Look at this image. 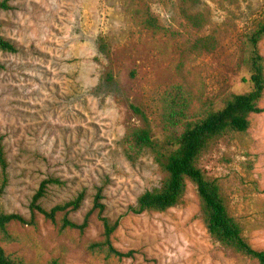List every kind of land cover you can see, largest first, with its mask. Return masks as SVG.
I'll return each mask as SVG.
<instances>
[{"label":"rangeland","instance_id":"rangeland-1","mask_svg":"<svg viewBox=\"0 0 264 264\" xmlns=\"http://www.w3.org/2000/svg\"><path fill=\"white\" fill-rule=\"evenodd\" d=\"M6 1L11 9H0V36L19 52H0V136L9 161L0 212L30 221L33 197L49 178L59 183L48 185L45 209L84 199L54 220L35 210L34 224L12 222L0 247L30 264H260L210 237L190 181L178 206L134 214L163 174L149 151L129 161L122 141L142 125L131 105L147 111L163 140L158 116L173 86L192 92L193 110L249 92L248 34L264 16V0H198V23L179 13L178 0ZM148 16L155 24L144 21ZM101 37L108 55L98 50ZM260 51L264 57V41ZM106 72L116 83L105 82ZM259 107L249 130L225 136L199 167L220 184L248 243L264 251V95ZM99 187L104 216L119 222L113 244L129 258L89 250L103 239L98 211L84 231L62 228L66 216L83 223Z\"/></svg>","mask_w":264,"mask_h":264},{"label":"trees","instance_id":"trees-1","mask_svg":"<svg viewBox=\"0 0 264 264\" xmlns=\"http://www.w3.org/2000/svg\"><path fill=\"white\" fill-rule=\"evenodd\" d=\"M198 0H178L179 13L189 22L198 23L201 14L195 8ZM0 9L9 10L11 6L6 0L0 2ZM144 21L155 24L148 16ZM155 26V25H153ZM264 41V16L248 34L247 66L252 89L242 94L229 93L221 98V104L215 107L213 103L203 104L193 110L194 95L182 85L173 86L166 92L158 116V127L163 133V140L156 138L151 127L147 111L136 105H131L133 114L142 121V125L127 131L122 141L124 156L131 162L138 159L145 151H149L155 163L163 174V179L157 188L144 192L137 200L132 212L140 215L146 212H166L178 206L186 192L187 182L190 181L197 189L200 199L201 213L204 225L210 237L220 245L264 264V251L253 248L243 235L239 222L229 212L220 184L199 167V159L209 152L221 139L229 134H243L250 128V118L253 114L262 112L259 107L264 95V57L260 45ZM98 50L108 55L109 46L101 37ZM0 52L18 53V46L11 40L0 36ZM2 66L0 65V68ZM105 82L116 83L112 72H106ZM9 161L0 136V198L9 185ZM59 183L49 178L41 183L31 203L32 217L27 221L15 213L0 212V233L8 236V226L12 222L22 224L35 223V210L45 217L54 220L58 212L71 211L81 208L84 195L76 199L56 205L51 210L41 205L49 184ZM103 187L97 189L92 210L85 216L82 224L63 218L62 228L84 231L89 225V217L94 211L103 222V239L92 243L89 250L103 254L106 258L125 259L132 253L118 250L113 244V236L119 226L118 221H111L104 216ZM0 264H30L19 257L7 254L0 247ZM47 264H56L55 261Z\"/></svg>","mask_w":264,"mask_h":264}]
</instances>
